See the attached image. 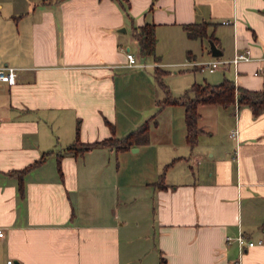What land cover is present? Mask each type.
Masks as SVG:
<instances>
[{
    "label": "crops",
    "instance_id": "crops-1",
    "mask_svg": "<svg viewBox=\"0 0 264 264\" xmlns=\"http://www.w3.org/2000/svg\"><path fill=\"white\" fill-rule=\"evenodd\" d=\"M128 1L125 11L116 0H0V65L17 67L15 84L0 80V264H264V111L247 104H199L194 146L185 106L166 105L149 143L66 154L62 175L53 154L24 175L21 193L11 171L64 151L78 128L91 142L152 117L165 95L144 104L145 83L121 69L182 65L175 95L225 78L264 88V0ZM203 21L222 56L209 38L188 37L184 24ZM147 22L165 61L129 65L128 30ZM247 49L248 61L197 65ZM239 234L263 243L241 250Z\"/></svg>",
    "mask_w": 264,
    "mask_h": 264
},
{
    "label": "trees",
    "instance_id": "trees-1",
    "mask_svg": "<svg viewBox=\"0 0 264 264\" xmlns=\"http://www.w3.org/2000/svg\"><path fill=\"white\" fill-rule=\"evenodd\" d=\"M119 2L125 11H128V0H116ZM210 22H193L184 24L187 35L191 39L195 38H209L218 43V38L212 33L209 34L208 27ZM157 24L147 22L143 25H133V34L139 43V53L142 57L153 56L155 61H160L161 57L157 54ZM167 73L166 70L159 66L155 67V76L159 85L163 88L165 96L157 100L159 110L155 112L151 118L144 121L135 129L123 136L113 135L101 140L91 142H84L80 137V128L77 129V136L73 143H71L64 151H55L53 149L45 151L39 158L34 160L29 165L11 171V173L19 176V189L21 193L24 192V175L32 169L41 165L50 156L56 154L58 160L59 172L62 175L61 159L66 154L74 156L82 155L85 152L100 146H111L116 150H126L136 145L147 144L150 142V130L152 125L158 124V113L166 105L180 104L185 106V121L187 126V142L194 146L199 140V136L203 129L199 126L198 120L200 117L198 105L201 103H218L222 106L229 107L238 104L249 105L256 115L264 111V88L259 90H252L243 86H237L234 80L225 78L218 84L209 82L198 83L194 82L185 92L180 95H174L169 86L163 81V76ZM157 185L161 188L166 187L164 182V175L160 176V181Z\"/></svg>",
    "mask_w": 264,
    "mask_h": 264
},
{
    "label": "rangeland",
    "instance_id": "rangeland-1",
    "mask_svg": "<svg viewBox=\"0 0 264 264\" xmlns=\"http://www.w3.org/2000/svg\"><path fill=\"white\" fill-rule=\"evenodd\" d=\"M128 36L130 37V41H129V45L131 46V51L135 54V56L137 57V59H138V62L139 63H142V64H148V65H150L151 63H152V61H153V59H152V57H142L140 54H139V48H138V41H137V39L134 37V35H133V33H132V29H129L128 30ZM161 57V56H160ZM155 60V59H154ZM164 59L163 58H161L160 59V61H158V62H162ZM165 61V60H164ZM166 61H168V60H166ZM156 65H159L158 63L156 64ZM152 67V69H151V71L153 72V76H154V73H155V68L153 67V66H149L148 68H147V70H146V68L145 67H142V68H132V69H121L122 71L120 72L121 74H124V73H129V72H132L133 70H135V71H133L132 72V74H128V78L131 80V81H133V79H140V80H142L145 84H144V89L142 88L141 89V87H139V90H137V92L139 93V94H142V95H144V104L145 103H147V94L149 95H151L152 93H156L157 92V90H159V92H160V94L162 95V97L165 95V92H164V90H163V88L159 85V83H158V81H156V79H155V84H156V91H155V88H154V91L152 90V86H150V83H149V75H147L148 74V70H150V68ZM156 67V66H155ZM165 69H167V70H169L170 72H167L165 75H164V77H163V81L165 82V83H167L169 86H170V88H171V91L173 92L174 91V89H177L178 87H180V85H182L183 84V82H184V78L182 77L183 75H180V74H176L175 72H183L182 70L184 69V68H186V67H183L182 65H176V64H174V65H171V64H168V65H166L165 67H164ZM139 71V72H136V71ZM144 72V73H141L142 71ZM134 72H136V73H134ZM134 73V74H133ZM141 73V74H140ZM122 78H124V77H122ZM155 78V77H154ZM139 80V81H140ZM139 83H142V82H139ZM218 83V82H217ZM141 89V90H140ZM136 92V91H135ZM163 92H164V94H163ZM175 95V94H174ZM179 95V94H178ZM137 101V100H136ZM159 110V108H153V112H152V114L151 115H153L155 112H157ZM131 131V130H130ZM130 131H128V132H130ZM127 132V133H128ZM127 133H125V134H127ZM125 134H118V136H123V135H125Z\"/></svg>",
    "mask_w": 264,
    "mask_h": 264
},
{
    "label": "built area",
    "instance_id": "built-area-1",
    "mask_svg": "<svg viewBox=\"0 0 264 264\" xmlns=\"http://www.w3.org/2000/svg\"><path fill=\"white\" fill-rule=\"evenodd\" d=\"M223 22L229 23V20H224ZM127 58H128L129 65H133V66L134 65H141V66L146 65V64L139 63L135 54L130 50H128L127 52ZM248 60H251L250 49H247L244 52H237L235 56L230 60L215 58L213 60L202 62L197 65H199V67L202 69L209 68L211 70H214L218 68L219 66H221L222 64H225L231 61L234 62V64H238L240 61H248ZM0 80L6 81L9 84H15L17 81V67L11 66L8 64H1L0 65ZM237 133H238L237 129H233L231 131L232 136H236ZM4 235H5L4 228L0 227V240L4 237ZM228 239L231 240L232 238L228 237ZM236 240L238 241L241 250H243L246 246L252 247L256 244L263 243L262 239L255 242L254 240L247 239L243 234H239L236 237ZM8 263H12V260L11 259L8 260ZM237 264H240V263L237 262Z\"/></svg>",
    "mask_w": 264,
    "mask_h": 264
},
{
    "label": "water",
    "instance_id": "water-1",
    "mask_svg": "<svg viewBox=\"0 0 264 264\" xmlns=\"http://www.w3.org/2000/svg\"><path fill=\"white\" fill-rule=\"evenodd\" d=\"M124 31H125V28H124ZM209 42H210V49H211L212 55H213V56H222L223 51H222L221 48L215 43V41L212 40V39H210Z\"/></svg>",
    "mask_w": 264,
    "mask_h": 264
}]
</instances>
